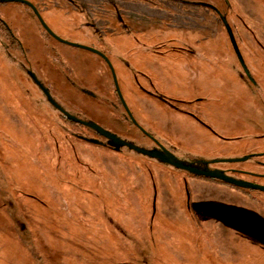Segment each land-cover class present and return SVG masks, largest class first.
I'll use <instances>...</instances> for the list:
<instances>
[{
  "label": "rangeland",
  "instance_id": "obj_1",
  "mask_svg": "<svg viewBox=\"0 0 264 264\" xmlns=\"http://www.w3.org/2000/svg\"><path fill=\"white\" fill-rule=\"evenodd\" d=\"M27 1L109 59L148 136L99 56L0 2V264H264V192L155 144L243 183L262 174L264 0Z\"/></svg>",
  "mask_w": 264,
  "mask_h": 264
},
{
  "label": "water",
  "instance_id": "obj_2",
  "mask_svg": "<svg viewBox=\"0 0 264 264\" xmlns=\"http://www.w3.org/2000/svg\"><path fill=\"white\" fill-rule=\"evenodd\" d=\"M0 2H15V3H20V4H24L26 6H28L33 12L34 14L36 15L38 21L40 22L42 28L45 30V32L51 36L54 40L60 42V43H63V44H66V45H69V46H73V47H77V48H81L83 50H86V51H89L91 53H94L96 55H98L99 57H101L107 64L110 72H111V76H112V81H113V85H114V89L116 91V94L118 96V99L121 103V106L123 107L128 119L130 120V122L140 131L142 132L144 135L148 136V134L138 125V123L136 122V120L134 119L133 115L131 114L126 102L124 101V98L120 92V89H119V86H118V82H117V79H116V75L114 73V69L111 65V63L109 62V60L99 51L95 50V49H92V48H89V47H85V46H80V45H75V44H72V43H68L60 38H58L51 30L50 28L45 24V22L43 21V19L41 18V16L39 15L38 11L35 9V7L30 3L28 2L27 0H0ZM245 69V68H244ZM71 121H75L79 124H82L83 122L80 121V120H77V119H69ZM87 127H90L92 128L95 132H101L99 131V129H97L94 125L88 123L87 124ZM99 134V133H98ZM155 144L159 147V149L161 150V153L163 154V156L165 157L166 161L178 168V169H181V170H184V171H187V172H190L196 176H200V177H205V178H210V179H214V180H219L223 183H226V184H231L233 186H236V187H240V188H252L254 190H260V191H263L264 192V186L262 185H258V184H252L251 182L249 183H243V182H240V181H237L231 177H228L224 172H221V171H210L206 168H198V167H195V166H190V165H184L180 162H178V160L171 154L169 153L165 148H163L157 141H155ZM138 151H140L141 153L145 154L146 152L149 153L148 150H144V149H137ZM262 154H258V155H248L244 158H241V159H228V160H220V161H213V162H210L212 164H215V163H218V162H243V161H246L248 160L249 158L251 157H254V156H260ZM209 164L208 162H205L203 163V166Z\"/></svg>",
  "mask_w": 264,
  "mask_h": 264
},
{
  "label": "trees",
  "instance_id": "obj_3",
  "mask_svg": "<svg viewBox=\"0 0 264 264\" xmlns=\"http://www.w3.org/2000/svg\"><path fill=\"white\" fill-rule=\"evenodd\" d=\"M1 22V21H0ZM4 26H5V24L4 23H2ZM116 94V93H115ZM116 100H117V103L121 106V103L119 102V99H118V97H117V95H116ZM129 120V119H128ZM68 122H70V123H72V124H75V125H79V123H77V122H75V121H71V120H67ZM130 122V121H129ZM131 123V122H130ZM132 124V123H131ZM133 125V124H132ZM81 126V125H80ZM87 129H89V130H91V131H93L95 134H97V135H99L97 132H95L92 128H90V127H87ZM81 140H83V141H85L86 143H90V144H94V145H96V143H94V141L93 140H89V139H85V138H81ZM258 164H261V168L263 169V172H262V174L261 175H259V174H257V173H243V174H246V175H248L247 177H249L251 180H250V182L252 183V184H258V185H262V186H264V183L262 184V183H260L259 182V180H262V179H264V163H260V162H257ZM197 177H200V176H197ZM200 178H203V179H210V178H205V177H200ZM210 180H214V179H210ZM229 185H231V184H229ZM231 186H233V185H231ZM233 187H235V188H237V189H239V190H243V191H254V189H252V188H240V187H236V186H233Z\"/></svg>",
  "mask_w": 264,
  "mask_h": 264
},
{
  "label": "flooded vegetation",
  "instance_id": "obj_4",
  "mask_svg": "<svg viewBox=\"0 0 264 264\" xmlns=\"http://www.w3.org/2000/svg\"><path fill=\"white\" fill-rule=\"evenodd\" d=\"M40 15V14H39ZM36 16V15H35ZM39 22V21H38ZM39 24H40V22H39ZM46 24V23H45ZM40 27L42 28V26H41V24H40ZM42 30L45 32V30L42 28ZM46 33V32H45ZM47 34V33H46ZM48 35V34H47ZM49 36V35H48ZM50 38H52L51 36H49ZM53 39V38H52ZM103 54V53H102ZM104 55V54H103ZM98 56V55H97ZM105 56V55H104ZM106 57V56H105ZM101 58V57H100ZM107 58V57H106ZM102 59V58H101ZM108 59V58H107ZM103 60V59H102ZM109 60V59H108ZM104 61V60H103ZM105 62V61H104ZM110 62V61H109ZM111 63V62H110ZM105 64H106V62H105ZM107 65V64H106ZM112 65V64H111ZM108 67V66H107ZM112 67H113V65H112ZM109 69V68H108ZM114 69V68H113ZM110 71V70H109ZM114 73H115V71H114ZM110 74H111V72H110ZM116 75V74H115ZM111 78H112V76H111ZM116 79H117V77H116ZM113 82V81H112ZM118 82V81H117ZM114 86V85H113ZM115 90V89H114ZM115 93H116V91H115ZM117 95V94H116ZM118 97V96H117ZM120 102V101H119ZM123 108V107H122ZM126 114V113H125ZM127 116V115H126ZM128 118V117H127ZM130 121V120H129Z\"/></svg>",
  "mask_w": 264,
  "mask_h": 264
}]
</instances>
